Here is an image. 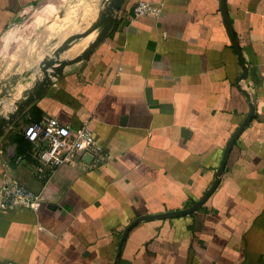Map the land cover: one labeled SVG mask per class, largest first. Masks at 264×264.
Listing matches in <instances>:
<instances>
[{
    "label": "crops",
    "instance_id": "obj_1",
    "mask_svg": "<svg viewBox=\"0 0 264 264\" xmlns=\"http://www.w3.org/2000/svg\"><path fill=\"white\" fill-rule=\"evenodd\" d=\"M74 1L0 0V47L19 33L40 37ZM142 2L160 13L136 18ZM226 6L230 27L221 0H126L90 56L66 66L6 126L0 200L18 181L40 196L41 207L0 214V261L264 264V0ZM90 39L62 59L81 56ZM2 68L0 59V121H9L37 75L2 84L12 76ZM44 118L90 123L105 160L96 166L84 156L37 178L36 147L24 132ZM249 118L205 204L191 215L134 225L120 251L140 217L189 209L206 195Z\"/></svg>",
    "mask_w": 264,
    "mask_h": 264
},
{
    "label": "built area",
    "instance_id": "obj_2",
    "mask_svg": "<svg viewBox=\"0 0 264 264\" xmlns=\"http://www.w3.org/2000/svg\"><path fill=\"white\" fill-rule=\"evenodd\" d=\"M160 9L150 3H139L134 9V16L146 14L158 15ZM25 137L36 147L37 178L50 179L59 168L74 166L86 155L93 156L94 165L105 160L102 146L91 130L90 123L78 127L64 125L54 118H44L28 125ZM41 207L40 196L18 181L5 187L0 200V214L16 209H32ZM0 264H15L2 262Z\"/></svg>",
    "mask_w": 264,
    "mask_h": 264
},
{
    "label": "rangeland",
    "instance_id": "obj_3",
    "mask_svg": "<svg viewBox=\"0 0 264 264\" xmlns=\"http://www.w3.org/2000/svg\"><path fill=\"white\" fill-rule=\"evenodd\" d=\"M106 2L107 0H75L67 8L64 19L46 23L47 25L40 33V37L34 35L33 37L25 38L19 33L13 38L11 44L0 47V59L3 66L1 71L12 73V76L7 78V82L3 80L2 84L11 81L14 85V83L19 82L18 77L22 78L27 72L31 75H37L33 83L40 76L43 77V62L53 57L56 49L67 43L72 36L82 35L88 31L94 19L92 17L94 16L93 12L102 8L101 6H105ZM96 34L95 32L91 39L88 37L90 39L89 42L94 41ZM43 38L48 41L47 44L42 43ZM88 39L86 37L82 42ZM74 49L73 47L65 55H71Z\"/></svg>",
    "mask_w": 264,
    "mask_h": 264
},
{
    "label": "water",
    "instance_id": "obj_4",
    "mask_svg": "<svg viewBox=\"0 0 264 264\" xmlns=\"http://www.w3.org/2000/svg\"><path fill=\"white\" fill-rule=\"evenodd\" d=\"M125 2H126V0H108L105 3L104 8L102 9L101 16L99 18L100 20L98 22H96L93 26H91L88 29V31H86L84 34L76 35V36L70 38L67 43L61 45L60 47H58V49H56L53 57H51V58H49L43 62V64H42L43 77L40 76V78H38V80L35 82L32 89L29 91L26 99L18 104L17 110L15 111V113L13 114L11 119L9 121H7V120H1L0 121V138L4 135L6 126L9 123L13 122L14 119L21 116L24 113V111L29 106L32 105V103L42 93L43 89L48 84H50L52 78H56V77L60 76L66 66L74 64L80 60L87 59L90 56V54L92 53V51L99 44H101L104 41V39L107 37L108 33L110 32V30L114 26V23L116 20V18H115L116 13L120 11V9L122 8V6L124 5ZM221 6H222V13L224 16V20H225L227 26L230 27V20H229L228 11H227L226 0H221ZM97 30H98V35H97L95 41L84 51V53L81 56H79L76 59H72V60L62 59V55L70 49L71 45H73L75 42H77L79 40H83L84 38L88 37L89 35H91L92 33H94ZM230 35H231L234 47L236 48L238 53L241 55V51L238 47L235 35L231 30H230ZM242 63L246 69L245 61L242 60ZM243 77H244V75H243ZM250 118L248 119V121H246L244 126L234 135V137L229 142V145L226 148L225 153H224V157H223V160H222V163L220 166V170L217 174L216 182L211 187V189L206 193V195L198 203H196L193 207H191L189 209H185L182 211L163 213V214H159V215H149V216L140 217L133 225L129 226L128 229L125 231V234L123 236V240L120 244V251H121L123 242L125 241L128 233L130 232V230L132 229V227L134 225H136L142 221H146V220H163V219H168V218L191 215L194 212H196L202 205L205 204V202L213 194L216 187L218 186L219 181H220V177H221V175L225 169L230 150H231L232 146L235 144L238 136L242 133V131L245 129V127L249 124ZM86 157L93 160V156H91V155H86Z\"/></svg>",
    "mask_w": 264,
    "mask_h": 264
}]
</instances>
